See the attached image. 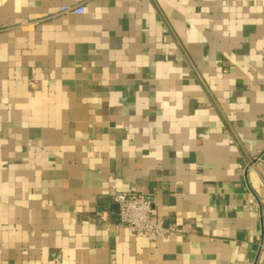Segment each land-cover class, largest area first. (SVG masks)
Listing matches in <instances>:
<instances>
[{
    "label": "crops",
    "instance_id": "crops-1",
    "mask_svg": "<svg viewBox=\"0 0 264 264\" xmlns=\"http://www.w3.org/2000/svg\"><path fill=\"white\" fill-rule=\"evenodd\" d=\"M259 157L264 0H0V264H264Z\"/></svg>",
    "mask_w": 264,
    "mask_h": 264
},
{
    "label": "built area",
    "instance_id": "built-area-1",
    "mask_svg": "<svg viewBox=\"0 0 264 264\" xmlns=\"http://www.w3.org/2000/svg\"><path fill=\"white\" fill-rule=\"evenodd\" d=\"M84 4L77 6H65L60 10L61 15H84ZM257 162L264 165V160L259 157ZM114 204L119 207V227L126 228L131 234L151 242L166 238L172 234H186V227H178L175 224H167L164 217L159 214L156 201L151 195L129 188L119 192L115 188L109 191ZM260 249L264 252V241L260 243Z\"/></svg>",
    "mask_w": 264,
    "mask_h": 264
},
{
    "label": "water",
    "instance_id": "water-1",
    "mask_svg": "<svg viewBox=\"0 0 264 264\" xmlns=\"http://www.w3.org/2000/svg\"><path fill=\"white\" fill-rule=\"evenodd\" d=\"M114 208H115V209L117 208V209L119 210V207H118V205H116Z\"/></svg>",
    "mask_w": 264,
    "mask_h": 264
}]
</instances>
